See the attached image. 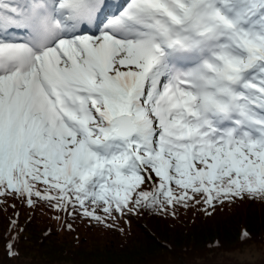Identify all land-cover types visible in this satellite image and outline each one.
I'll list each match as a JSON object with an SVG mask.
<instances>
[{
	"label": "snow or ice",
	"instance_id": "obj_1",
	"mask_svg": "<svg viewBox=\"0 0 264 264\" xmlns=\"http://www.w3.org/2000/svg\"><path fill=\"white\" fill-rule=\"evenodd\" d=\"M107 8L0 0V196L107 227L264 201V0Z\"/></svg>",
	"mask_w": 264,
	"mask_h": 264
},
{
	"label": "trees",
	"instance_id": "obj_2",
	"mask_svg": "<svg viewBox=\"0 0 264 264\" xmlns=\"http://www.w3.org/2000/svg\"><path fill=\"white\" fill-rule=\"evenodd\" d=\"M204 208L178 207L174 216L141 208L116 215L107 227L79 209L69 214L39 200L29 206L0 196V264H243L212 255L264 245V201L237 199L208 209L211 215ZM244 230L249 239H242ZM10 243L15 255H9ZM254 264H264V255Z\"/></svg>",
	"mask_w": 264,
	"mask_h": 264
},
{
	"label": "rangeland",
	"instance_id": "obj_3",
	"mask_svg": "<svg viewBox=\"0 0 264 264\" xmlns=\"http://www.w3.org/2000/svg\"><path fill=\"white\" fill-rule=\"evenodd\" d=\"M263 255H264V245L255 244V245H250V246H244V248L235 250L231 253H226L223 256H221V258L216 257V256L214 257V255L212 256L217 261L218 259H222V258L224 260H227L228 258H233L237 262L242 261L243 264L244 263L254 264V261L256 262V260H258L260 256H263ZM212 256L206 259L210 260L212 259ZM201 261L203 262V260ZM19 264H30V263L28 261H24V262L21 261Z\"/></svg>",
	"mask_w": 264,
	"mask_h": 264
}]
</instances>
